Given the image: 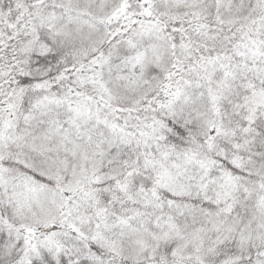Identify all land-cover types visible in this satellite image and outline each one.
Returning <instances> with one entry per match:
<instances>
[{
    "label": "snow or ice",
    "instance_id": "1",
    "mask_svg": "<svg viewBox=\"0 0 264 264\" xmlns=\"http://www.w3.org/2000/svg\"><path fill=\"white\" fill-rule=\"evenodd\" d=\"M0 264H264V0H0Z\"/></svg>",
    "mask_w": 264,
    "mask_h": 264
}]
</instances>
